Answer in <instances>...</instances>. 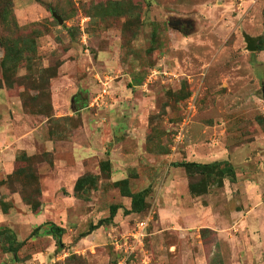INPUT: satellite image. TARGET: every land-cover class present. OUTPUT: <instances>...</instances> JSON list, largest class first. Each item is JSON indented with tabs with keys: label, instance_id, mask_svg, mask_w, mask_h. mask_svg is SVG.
Returning a JSON list of instances; mask_svg holds the SVG:
<instances>
[{
	"label": "rangeland",
	"instance_id": "rangeland-1",
	"mask_svg": "<svg viewBox=\"0 0 264 264\" xmlns=\"http://www.w3.org/2000/svg\"><path fill=\"white\" fill-rule=\"evenodd\" d=\"M262 84L264 0H0V264H264Z\"/></svg>",
	"mask_w": 264,
	"mask_h": 264
},
{
	"label": "trees",
	"instance_id": "trees-1",
	"mask_svg": "<svg viewBox=\"0 0 264 264\" xmlns=\"http://www.w3.org/2000/svg\"><path fill=\"white\" fill-rule=\"evenodd\" d=\"M176 167L184 168L188 176L192 178L195 174H204L208 175L209 177H217V179H222L223 177H228L231 181H235V171L234 168L225 162H213L209 164H202V163H196V162H183L178 163L175 165ZM96 180L93 176H81L77 179L74 191L75 194H83L84 192H89L92 188H95ZM114 187L119 188L121 195L123 197L129 198L131 203V208L129 210L125 209L123 210V213L125 215H129L131 213H138L146 208V201H145V193L146 190L138 192V193H132L128 180L123 179L121 181L114 182ZM205 185L204 184H197L189 185L190 192L193 194L204 192L205 191ZM120 209L119 206L113 205L109 209V218L113 219L118 210ZM106 219V220H108ZM105 220V221H106ZM104 221V222H105ZM103 223V221H101ZM99 225H92L90 227V231H93L95 228H97ZM53 234L57 237H60L62 234V229L58 227L53 228ZM88 233L81 234L83 237H85ZM11 244L9 245V251H14V249H11Z\"/></svg>",
	"mask_w": 264,
	"mask_h": 264
},
{
	"label": "water",
	"instance_id": "water-1",
	"mask_svg": "<svg viewBox=\"0 0 264 264\" xmlns=\"http://www.w3.org/2000/svg\"><path fill=\"white\" fill-rule=\"evenodd\" d=\"M53 17L58 21V23L60 24L62 23V20L60 19V17L56 15L55 13H53ZM245 40L247 43V49L251 52H255L257 50L256 40L248 36H246ZM262 87L264 88V84H262ZM263 99H264V89H263Z\"/></svg>",
	"mask_w": 264,
	"mask_h": 264
},
{
	"label": "built area",
	"instance_id": "built-area-1",
	"mask_svg": "<svg viewBox=\"0 0 264 264\" xmlns=\"http://www.w3.org/2000/svg\"><path fill=\"white\" fill-rule=\"evenodd\" d=\"M146 222L142 221L137 224V230H136V239H142L143 238V232L145 231Z\"/></svg>",
	"mask_w": 264,
	"mask_h": 264
}]
</instances>
